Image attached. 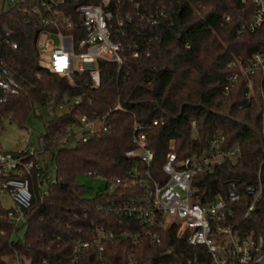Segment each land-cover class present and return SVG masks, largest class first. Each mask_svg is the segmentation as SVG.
<instances>
[{"label":"trees","instance_id":"obj_1","mask_svg":"<svg viewBox=\"0 0 264 264\" xmlns=\"http://www.w3.org/2000/svg\"><path fill=\"white\" fill-rule=\"evenodd\" d=\"M121 1L116 13L125 23L113 33L123 41L126 53L134 43L140 44L142 52L138 57L127 55L122 65L99 60L98 86L91 85L86 73L75 74L71 84L41 64L36 45L40 22L31 5L8 4L0 10V54L20 83V92L8 95L7 100L0 87V128H5L8 119L25 128L28 116L38 106L57 109L60 103L69 105L64 112L44 120L45 131L40 137L51 152L56 178L51 180L44 166L28 173L33 200L20 224L10 217L11 207L0 200V264H11L15 256L28 259V264H67L74 241L91 237L92 222L117 234L140 226L138 218L96 207L98 201H125L142 191L129 178L133 166L142 170L143 163L124 152L134 147V120L144 125L148 145L154 151L149 172L161 182L167 177L162 164L171 143L178 160L208 148V138L213 135L225 136L223 149L237 145L240 151L236 157L196 174L198 191L193 200L204 203L223 193L226 181L233 180L242 192L236 212L241 224L250 223L256 231L264 229V190L255 210L242 219L247 200L244 187L255 181L264 157L258 135L260 131L264 138V76L254 78L258 92L250 100L244 95L246 79L242 73L235 85L224 89L227 77L240 72L237 62L245 64L253 53L264 51V22L255 32L240 30L250 18L253 4L249 0ZM159 10L162 14L151 25L150 15ZM7 39L18 41V48ZM78 95V103L66 100V96L72 99ZM118 102L122 109H114ZM79 114L106 115L109 127L70 145L72 139L65 137V129L78 121ZM157 118L160 122L153 125ZM91 170L107 179L128 182L111 192L99 187L88 196L80 175ZM159 232L160 243L151 242L148 236L133 242L117 235L105 243L104 257L90 249L84 262L128 264L130 254L135 264H185L207 257L202 245L193 246L176 236L173 226L161 227Z\"/></svg>","mask_w":264,"mask_h":264},{"label":"built area","instance_id":"obj_2","mask_svg":"<svg viewBox=\"0 0 264 264\" xmlns=\"http://www.w3.org/2000/svg\"><path fill=\"white\" fill-rule=\"evenodd\" d=\"M9 4L31 5L33 13L38 16L40 29L36 36V45L40 55H48L50 63L42 65L54 74H59L73 84L75 74L86 73L92 86L100 84L101 73L98 61H110L122 65L127 55L138 57L141 54L139 43L128 44L130 53H126L123 41L113 31H119L125 19L118 16L121 0H8ZM134 1V0H129ZM245 1V0H243ZM253 12L249 19L240 25L241 31L255 32L264 22V0H249ZM139 5L137 1L135 7ZM162 11L150 15V23L158 21ZM128 20L130 14L124 15ZM142 17V16H141ZM121 26V27H120ZM120 27V28H119ZM59 38V41L56 40ZM13 48H18V41L7 39ZM146 54H149L146 48ZM240 72H234L227 77L225 90L237 83L242 73L246 79L245 98L248 100L257 95L254 78L264 76V51H256L247 63L237 62ZM0 87L8 95L20 92V83L16 73L0 54ZM260 88V87H259ZM69 103L81 101V95L68 98ZM67 103H60L59 107L67 109ZM114 109H122L120 102ZM262 122L264 124V113ZM160 120H153L157 125ZM162 122V121H161ZM194 123V120H192ZM109 122L106 115L88 117L79 114L78 121L69 124L66 135L69 140L86 141L91 135L106 131ZM134 147L125 149V155L143 163L142 170L133 166L130 181L142 187V191L134 193L125 201L96 202V207L104 212L115 211L121 216L138 218L141 224L138 228H127L119 234L107 229L104 225L91 223V237L79 238L74 241L70 262L67 264H85L84 258L88 250L104 257L105 243L116 238L138 241L148 236L153 243H160L161 227L175 228V235L186 238L191 245H202L207 257L188 261L185 264H264V229L256 231L251 224L243 226L236 216L240 208L241 194L236 182L226 181L223 193L201 203L193 200L198 191L194 183L197 173L206 172L214 163L226 158H234L239 154L237 145L221 147L225 136L213 135L208 138V148L192 152L191 155L177 159L176 151L170 150L162 168L167 177L164 181H157L151 177L148 166L154 151L149 147L144 125L134 120L131 127ZM46 149L42 145L40 150L26 148L19 151L0 152V195L11 197L10 217L16 224L24 221L25 215L32 206L33 191L30 187L29 172L44 166ZM38 160V161H37ZM46 163V161H45ZM143 172V173H142ZM142 173V175H141ZM85 174L96 175L105 181L104 187L111 192L117 186H125L128 179L122 182L119 178L107 179L99 176L96 171ZM264 190V157L260 163L253 183L245 185L247 200L242 206V219L248 218L255 210L257 201ZM172 220H167V216ZM241 219V220H242ZM132 254L128 264H135Z\"/></svg>","mask_w":264,"mask_h":264},{"label":"rangeland","instance_id":"obj_3","mask_svg":"<svg viewBox=\"0 0 264 264\" xmlns=\"http://www.w3.org/2000/svg\"><path fill=\"white\" fill-rule=\"evenodd\" d=\"M9 4L8 0H0V10L3 6H7ZM56 40L59 41V38L56 37ZM41 63L43 65H47L50 63V59L48 55L42 54ZM66 109L58 107L54 109L53 106H38L36 108V112L32 113L28 116L26 123L27 126L25 128L20 127L15 122L8 120L4 121L5 128H0V144L1 149L3 151H19L26 150V148L40 150L43 145V140L40 139L42 133L45 131V123L44 120L52 117L55 114L62 113ZM76 140H71L69 142L70 145H75ZM45 161H42L44 167L48 168L50 173V179L53 180L56 178V165L54 161L51 159L50 150H46ZM80 181L87 187V195L92 196L99 187H102L105 183L103 179H100L96 175H87L85 173H81ZM0 200L2 201L5 207H11L13 201L8 195H0ZM167 220H172V216H167ZM24 228L20 230L22 233ZM8 258V257H7ZM15 259L11 260V264H28V259L21 258L19 256H15Z\"/></svg>","mask_w":264,"mask_h":264},{"label":"water","instance_id":"obj_4","mask_svg":"<svg viewBox=\"0 0 264 264\" xmlns=\"http://www.w3.org/2000/svg\"><path fill=\"white\" fill-rule=\"evenodd\" d=\"M258 135H259L260 138H261L262 146H263V148H264V138H263V134H262L260 131H258Z\"/></svg>","mask_w":264,"mask_h":264}]
</instances>
